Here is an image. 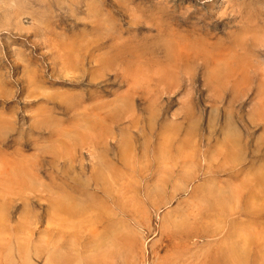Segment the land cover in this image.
<instances>
[{
    "label": "rangeland",
    "instance_id": "rangeland-1",
    "mask_svg": "<svg viewBox=\"0 0 264 264\" xmlns=\"http://www.w3.org/2000/svg\"><path fill=\"white\" fill-rule=\"evenodd\" d=\"M0 264H264V0H0Z\"/></svg>",
    "mask_w": 264,
    "mask_h": 264
}]
</instances>
